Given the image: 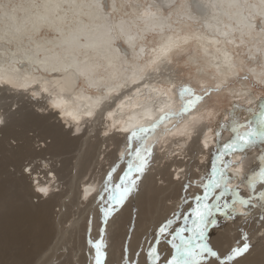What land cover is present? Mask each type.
<instances>
[{
    "label": "bare ground",
    "instance_id": "1",
    "mask_svg": "<svg viewBox=\"0 0 264 264\" xmlns=\"http://www.w3.org/2000/svg\"><path fill=\"white\" fill-rule=\"evenodd\" d=\"M91 2L0 0V80L10 81L0 83V264H93L88 241L98 240L101 228L94 197L113 166L118 165V182L129 162V133L122 129L151 125L169 105L179 111L181 84L200 92L226 80L234 100L241 75L250 77L239 85L244 94L255 91L254 81L264 73L260 0H236L238 7L229 6L233 0H104L109 5L104 11ZM165 47H171L168 56L157 60ZM145 66L149 71L141 76L138 69ZM56 101L62 106L54 107ZM234 101L242 115L255 106ZM232 106L218 109L207 101L202 111L214 115L209 121L206 111L204 124L215 128L219 114ZM189 119H173L149 139L155 149L146 177L109 222L107 264H122V248L129 249L132 264L137 252L139 264H150L149 245L158 247L160 264L173 254L170 236L156 245L157 228L195 207V197L202 195L198 185L210 176L217 149L232 136L225 131L203 148V136L200 142L190 138ZM204 134L210 135L206 128ZM261 156L255 147L247 150L244 172L258 174ZM246 179L234 177V186L244 197L255 195L251 215L225 222L217 214L220 227L210 226L208 238L225 253L240 240L235 231L255 234L254 247L240 264H264V244L256 239L257 230L264 232L258 219L264 214L258 198L264 189L257 182L253 193ZM182 225L181 216L173 228ZM55 236L58 241L49 245Z\"/></svg>",
    "mask_w": 264,
    "mask_h": 264
},
{
    "label": "snow or ice",
    "instance_id": "2",
    "mask_svg": "<svg viewBox=\"0 0 264 264\" xmlns=\"http://www.w3.org/2000/svg\"><path fill=\"white\" fill-rule=\"evenodd\" d=\"M195 5L189 4L192 8ZM230 7H238L236 0L229 5ZM90 7L104 11L109 5L104 0H92ZM112 10H116V5H111ZM260 7L264 10V0H260ZM12 11H15L13 6ZM7 15V13H6ZM149 15V13H145ZM9 43L11 40L8 41ZM171 47L162 48L160 55L157 58L168 56ZM157 60H153L152 64H156ZM231 67V64L227 65ZM155 70L154 68L152 69ZM141 76L149 71L148 66L138 69ZM245 80L250 77L245 76ZM0 83H10V81L0 80ZM133 83H138V79L134 78ZM255 86L264 88V73L256 80ZM254 86V87H255ZM228 87L227 81H221L213 87H204L200 92H197L191 85L181 84L177 89V97L180 101V109L176 111L168 106L165 111L161 108V115L151 125L134 126L129 130L123 128L122 131L128 132L126 138L125 153L129 157L127 170L120 176L119 181L114 180V174L118 165L107 173L103 182L101 192H98L94 199L99 201V212L101 217V228L98 240L89 239L88 243L94 255L92 257L93 264H107L108 257V225L114 220L117 214L125 207L129 197L139 191L141 182L145 179L154 157L155 143H149V139L155 135L156 131L163 125L173 119L188 117L189 126L193 129L192 135H195L196 142H200V136H203V148H208L210 140H220L225 131L232 134L231 139L224 142L217 149L215 159L212 163L210 176L206 177V182L199 184L202 189V195L195 197V207L188 214H181L183 225L173 228L176 220L181 216L174 214L173 218L166 219L157 228L154 240L156 245L160 243V237H171V247L173 254L169 259L164 261V264H240V260L248 254L254 247L252 243L253 235L248 232L241 233V239L237 244L231 246L227 252L221 253L214 248L208 238L210 226L213 228L220 227V221L217 219V214L222 217L225 222L235 220L237 216L248 217L251 215L250 209L254 206L253 200L255 195L244 197L240 195L239 186H234V177L239 178L241 183H245V178L248 186L255 193L257 182L264 189V167H261L258 174L244 172L245 162L247 160V150H249L257 142L264 143V92L259 90L244 93V99L248 105L255 104L254 107H249L243 110L246 115H242V106L239 103H234L231 109L219 114V120L216 127L211 124H204L206 109L202 111V107L211 99L214 93H219ZM48 91L47 88L44 89ZM255 98V101L253 100ZM62 101L54 102V107H61ZM89 116L92 112L87 113ZM71 115V113H69ZM214 113L207 111V118L210 121ZM203 125V127H200ZM207 129L210 135L204 134V129ZM125 153L121 154V159ZM260 161L264 164V156L260 157ZM229 172L234 173L229 175ZM177 174V179H179ZM191 183L186 185V188L191 187ZM91 191H95L92 189ZM39 192L48 195L47 187L39 188ZM231 193V199H226L227 194ZM90 192L86 190V197ZM259 201L264 202V191L259 193ZM239 206V207H237ZM264 208V203H261ZM261 226H264V214L259 218ZM132 226L131 231H134ZM256 239L258 243L264 244V232H259ZM189 233V235H186ZM128 244L131 243L130 233L126 234ZM129 249L122 248L121 262L122 264H132L130 258H126ZM136 264H139V252L136 253ZM147 258L150 264H160V252L158 247L149 245ZM47 264V262H44Z\"/></svg>",
    "mask_w": 264,
    "mask_h": 264
},
{
    "label": "rangeland",
    "instance_id": "3",
    "mask_svg": "<svg viewBox=\"0 0 264 264\" xmlns=\"http://www.w3.org/2000/svg\"><path fill=\"white\" fill-rule=\"evenodd\" d=\"M244 76H248V75H246V74H244ZM244 76L243 75H241V77H240V81H237L236 83H235V85H237V89H236V99H239V100H245L244 99V95H243V90H241L240 88L242 87V86H239L240 85V83H243L244 81H245V79H244ZM244 79V80H243ZM249 80V79H248ZM188 81V80H187ZM250 81V80H249ZM254 83L256 84V81H254ZM211 87H213V86H211ZM229 88H232L233 86H228ZM227 87V88H228ZM227 88H225V89H223L222 91H220L219 93H214L213 94V96L211 97V99L210 100H208V101H210L211 102V106H214L215 108H218V109H227V108H229V106L230 105H233L232 103H234L235 101L234 100H236V99H234V100H231V99H229V98H231L232 96L231 95H229L230 93H229V91L227 90ZM255 90H259V91H261V92H264V88H259V86H256V88H255ZM199 92V91H198ZM241 97V98H240ZM228 98V99H227ZM253 99H255V98H253ZM233 101V102H232ZM13 109H15V107L13 108ZM34 133L32 132V133H30V135H33ZM43 139H45V138H43ZM38 140V139H37ZM51 142V139L49 138L48 139V142ZM252 147H255V148H257V149H259L261 152H264V143H260V142H257L255 145H253ZM50 156V155H49ZM27 163V162H26ZM25 163V164H26ZM29 169V168H28ZM28 169H26V171H28ZM67 180L68 179H66V180H64V182H65V185L67 184ZM59 206H57V207H55V213H54V216L55 217H58V213H59ZM62 213V212H61ZM74 214L68 219V223H71V222H73L74 221ZM83 221V220H82ZM241 224L243 223V221H241L240 222ZM256 223H258V222H256ZM85 226V224L83 223V227ZM236 233H238L239 234V237H240V239L242 238L241 237V233L243 232L242 230H237V231H235ZM71 238H73L74 236H76V233L73 231V229L71 230ZM56 241H58V237H54L50 242H49V245H50V243H52L53 245L55 244V242ZM239 242V240L236 242V244ZM57 254H58V256L59 255H61V253H60V251L59 252H57Z\"/></svg>",
    "mask_w": 264,
    "mask_h": 264
}]
</instances>
